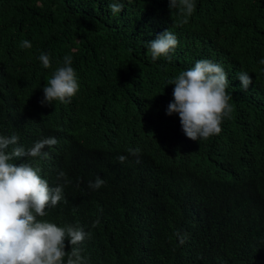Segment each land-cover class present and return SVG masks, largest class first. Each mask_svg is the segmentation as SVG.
<instances>
[{
	"label": "trees",
	"instance_id": "trees-1",
	"mask_svg": "<svg viewBox=\"0 0 264 264\" xmlns=\"http://www.w3.org/2000/svg\"><path fill=\"white\" fill-rule=\"evenodd\" d=\"M112 2L0 0V135L18 134L25 148L55 137L48 159L29 160L50 185L63 183L61 170L71 181L67 203L44 219L90 232L89 264H264V0H195L183 25L168 0H119L116 14ZM168 29L179 44L171 61H154L147 42ZM65 55L80 90L71 103L42 106ZM200 59L223 66L234 110L219 135L192 141L178 115H166L167 82ZM97 175L106 183L93 190Z\"/></svg>",
	"mask_w": 264,
	"mask_h": 264
},
{
	"label": "clouds",
	"instance_id": "clouds-1",
	"mask_svg": "<svg viewBox=\"0 0 264 264\" xmlns=\"http://www.w3.org/2000/svg\"><path fill=\"white\" fill-rule=\"evenodd\" d=\"M168 6L170 11L178 10L181 25L187 24L196 10L195 0H168ZM109 8L116 14L123 10L124 4L113 0ZM178 44L177 35L170 29L147 42L154 61L161 56L171 61L170 54ZM21 47L31 48L32 45L24 40ZM38 59L44 68H52L50 54L42 52ZM259 63L264 65V59ZM72 65V56L65 55L60 66L53 69L42 89V106L53 105L54 101L71 103L80 90L78 75ZM237 78L244 90L252 84L245 71L238 73ZM167 84L174 85V88L166 115H178L181 129L188 139L207 140L221 133L223 122L231 118L234 110L230 103L232 96L226 91L230 82L221 64L211 59L197 60L194 67L181 71ZM19 140L16 133L0 135V264H89L82 245L91 233L79 224L58 226L44 219L48 216L47 209L55 208L61 202L67 203L64 189L71 181L61 170L57 181L62 180L63 183L50 185L42 176V168L29 160L48 159L49 152L45 149L57 145L58 140L55 137L42 138L30 148L19 144ZM127 151L137 157V163L140 162L139 148ZM20 158L26 159L17 163ZM117 159L123 163L127 156L120 155ZM105 183L97 175L94 181L88 182V187L96 190ZM99 223L97 218L91 226L95 228ZM175 235L181 245L188 238L186 233L179 231Z\"/></svg>",
	"mask_w": 264,
	"mask_h": 264
}]
</instances>
